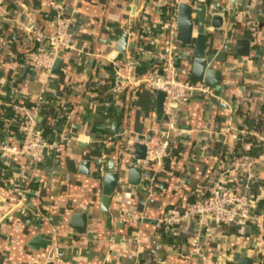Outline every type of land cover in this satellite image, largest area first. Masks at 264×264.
Masks as SVG:
<instances>
[{"label": "crops", "instance_id": "crops-1", "mask_svg": "<svg viewBox=\"0 0 264 264\" xmlns=\"http://www.w3.org/2000/svg\"><path fill=\"white\" fill-rule=\"evenodd\" d=\"M59 1L71 18L73 47L61 52L57 74L54 63L46 93L26 64L29 40L21 24L35 22L50 35L55 32L56 13L46 0H0V144L21 140L17 108L40 99L46 100L41 114L42 125L44 118L48 124L45 140L61 143L60 150H45L37 168L25 158L0 156V264H235V253L264 264V233L256 251L250 228L241 234L220 227L210 237L192 223H185L180 232L156 228L169 208H179L209 178L220 147L212 143L202 150L205 129H221L237 108L253 114L264 108L260 102L264 99V7L251 0L235 5L245 17L236 21L242 20V25L234 26V47L237 40L250 44L245 20L256 26L249 56L226 54L223 62L213 63V69L221 72L220 102L208 108L195 98L181 107L177 120L191 134L173 139L176 155L161 167L153 164L139 170L140 179L133 185L131 168L126 169L116 148L126 142L136 144L144 135L156 143L163 128L162 117L158 120L155 113L156 94L145 86L135 90L131 84L156 67L155 56L170 22L161 13L168 0H146L139 15L134 11L138 0ZM175 2H199L211 14L212 6L223 9L227 0ZM218 16L225 24L224 15ZM124 34L131 47L119 53L115 48ZM222 41L220 32L209 43L224 52ZM175 63L181 79L195 81L190 77L189 49L179 44ZM114 82L122 84V93L106 91ZM242 98H247L246 107L239 105ZM234 120L243 124L238 113ZM110 161L118 181L104 214L99 199ZM261 182L253 193L256 197L264 196V174ZM261 207L264 210V200ZM81 212L91 216L85 235L68 226L72 216ZM38 237L41 242H34Z\"/></svg>", "mask_w": 264, "mask_h": 264}, {"label": "built area", "instance_id": "built-area-1", "mask_svg": "<svg viewBox=\"0 0 264 264\" xmlns=\"http://www.w3.org/2000/svg\"><path fill=\"white\" fill-rule=\"evenodd\" d=\"M251 3L264 7V0H251ZM45 4L56 13L55 32L45 34L35 22L21 24V29L29 40L26 64L37 75L47 93L51 69L61 52L73 47V36L70 32L71 18L62 2L46 0ZM211 14L224 15L222 48L228 56L234 57L232 43L234 26L238 19H244V11L233 4L230 5L227 0L223 9L212 6ZM169 20L164 44L157 50L155 56L156 67L145 78L131 84L135 90L139 86H145L154 93H163V128L157 134L156 143H152L148 136L144 135L136 144L126 142L116 148L119 159L126 163V169L144 171L153 164L157 167L163 166L166 160L176 155L171 147V141L179 136L191 134L190 130L180 126L176 117L178 110L188 106L195 98H199L208 108H214L220 102L215 91L203 82L183 80L179 77L180 69L175 63L179 51V43L176 41L175 9ZM245 24L250 34V44L254 45L256 26L251 20H245ZM122 90V84L114 82L109 92L120 94ZM260 100L261 103L264 102L263 97ZM44 104L46 100L40 99L34 104L21 105L17 108L20 115L18 130L21 140L14 145L0 144L2 158L5 160L25 158L37 168L42 163L47 148L60 150V142L45 140L41 123ZM247 104V98L239 101L240 106L246 107ZM238 110L243 111L241 108L233 111L232 117L221 129L214 131L205 129L202 150L206 151L212 143L220 147L209 178L205 183L195 187L188 200L179 208H169L164 216L157 220V229L171 228L180 232L185 230V223H192L197 231L210 237L220 227H231L239 231L248 227L253 231L252 248L259 251V243L264 233V210L261 207L264 196L256 197L253 193L257 185L262 184L261 174H264V125L261 130L248 131L240 121L234 120ZM247 139H252L253 142H248ZM238 142L240 147L237 149ZM135 146L144 147L145 154L142 160L135 159ZM253 147L258 149L256 156L250 155ZM237 150L240 153H237Z\"/></svg>", "mask_w": 264, "mask_h": 264}, {"label": "water", "instance_id": "water-1", "mask_svg": "<svg viewBox=\"0 0 264 264\" xmlns=\"http://www.w3.org/2000/svg\"><path fill=\"white\" fill-rule=\"evenodd\" d=\"M146 0H138L134 11L139 15L143 9ZM234 5H243L245 0H228ZM176 17V41L186 49L191 51V69L190 77L198 82H203L215 91L216 96L222 93L221 72L213 69L214 62H223L226 56L225 52H219L216 48H212L209 40L217 38L222 32L224 21L223 17L207 13V6L199 2L186 3L177 2L175 9ZM127 44V35H123L118 42L115 50L123 53ZM250 53V44L248 40H237L234 47L233 56L248 57ZM61 65V60L55 61L54 73L57 74ZM155 113L157 119L162 117L163 93L156 92ZM237 148L240 143L236 144ZM135 159L142 160L144 158L145 149L142 146H135ZM131 182L136 185L140 179V171L138 169L129 170ZM118 181V173L112 161L104 168L102 178L101 195L99 199V209L102 213L107 214L111 197L115 191ZM91 216L84 212L74 214L69 221L68 226L78 235H85L87 232L88 221ZM249 228L240 230L241 234H247ZM34 242L40 243V237ZM43 246V243H42ZM235 264H254L255 260L249 258L245 253H235L232 256Z\"/></svg>", "mask_w": 264, "mask_h": 264}, {"label": "trees", "instance_id": "trees-1", "mask_svg": "<svg viewBox=\"0 0 264 264\" xmlns=\"http://www.w3.org/2000/svg\"><path fill=\"white\" fill-rule=\"evenodd\" d=\"M175 7H176L175 0H168L167 4L161 9L162 15L164 17L172 16ZM242 22L243 21L241 20V22H237L236 25H238V26L242 25ZM3 27L5 29H7L8 25L3 23ZM152 68L154 69V67H152ZM152 68H150L147 71L145 76H147L153 70ZM99 88H98V90H99ZM109 90H110V87L107 86L106 91L109 92ZM100 91H101V88H100ZM237 113L240 114V116L242 117L243 125H244L245 129H247L248 131H252V130L258 131V130L262 129V127L264 125V108L262 109V112L260 114H253L249 110H244V111L238 110ZM46 120H47V118H44V120H43V129L48 128V124H47ZM44 132H45V130H44ZM247 141L253 142L252 139H247ZM237 153H240V151L237 150ZM257 154H258V149L253 147L251 152H250V155L256 156Z\"/></svg>", "mask_w": 264, "mask_h": 264}]
</instances>
